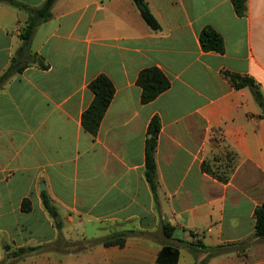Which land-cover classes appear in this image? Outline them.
<instances>
[{"label":"crops","instance_id":"obj_1","mask_svg":"<svg viewBox=\"0 0 264 264\" xmlns=\"http://www.w3.org/2000/svg\"><path fill=\"white\" fill-rule=\"evenodd\" d=\"M17 1L39 8L46 0ZM145 1L157 32L133 0H57L31 45L47 68L26 56L31 64L22 73L0 81V262L6 246L45 248L15 263L44 264L42 256L69 251L68 240L135 231L123 248L89 251L105 264H156L166 244L179 250L178 264H199L207 257L200 245L225 246L230 252L208 264H264V256H252L264 251L254 217L264 204L263 112L250 87L237 89L227 77L251 78L264 95V0H249L245 17L231 0ZM28 19L0 2V80ZM206 28L222 36L223 54L202 48ZM153 67L171 87L142 104L137 79ZM100 75L115 96L93 137L82 116L94 100L89 84ZM154 118L161 123L157 199L145 176ZM225 150L237 160L228 183L203 169ZM25 199L30 212L22 211ZM166 224L175 228L171 239Z\"/></svg>","mask_w":264,"mask_h":264},{"label":"trees","instance_id":"obj_2","mask_svg":"<svg viewBox=\"0 0 264 264\" xmlns=\"http://www.w3.org/2000/svg\"><path fill=\"white\" fill-rule=\"evenodd\" d=\"M57 0H46L45 3L39 8H32L17 0H0V2L9 4L21 11H26L29 14V19L24 31L21 34L22 45L17 52V56L13 59L10 67L6 73L2 76L1 82L6 81L14 74L22 73L31 63L28 61L23 62L26 56H33L31 53V45L33 36L36 29L43 23L50 20L52 17V9ZM138 10L141 13L143 20L146 24L155 32L161 30V25L152 14L148 3L145 0H133ZM248 1L249 0H231L235 12L240 17L247 16L248 13ZM200 42L202 48L207 52H215L223 54L225 52V42L222 36L212 28H206L200 35ZM33 60L38 62L42 68H47L42 60L38 59L37 55L33 56ZM229 76L232 84L237 89L244 87H250L255 101L262 109L264 118V95L261 92L259 86L255 80L242 77L240 75H227ZM137 85L142 89L141 102L142 104H149L156 100L160 95L168 91L171 87L169 79L158 68H148L143 70L137 79ZM89 90L94 94V100L90 107L84 112L82 116V126L86 132L96 137L101 128L102 121L105 117L109 106L111 105L115 96V87L108 77L100 75L89 84ZM161 131V123L159 118H154L149 125L147 132L146 148H145V176L149 183L155 199L158 198V182H157V161L156 151L158 146V138ZM233 158L232 166L225 169H215L210 163H204L203 169L212 174L220 182L228 183L232 177V174L236 167V155L230 152ZM43 204L47 212L55 221V226L58 230H61L63 224L59 219V213L57 208L52 203L51 198L46 194H42ZM32 210L31 201L25 199L22 203V211L30 212ZM256 220V232L255 237L264 240V204L257 207L254 213ZM164 236L166 239H171L175 232V228L170 224H166L163 227ZM136 235L135 231L131 232H119L113 233L109 236L100 239H92L87 241L86 246H79L81 243H68L69 247H76V251L79 253L92 250L97 246L113 247L119 246L123 248L129 236ZM196 248L197 245L191 244ZM204 252L207 253V257L199 264H206L209 257L215 255H222L230 251H225V246H218L216 248H208L204 245H200ZM8 253L7 259L0 262V264H15L21 261L23 258L39 251L41 247H24L18 249H11V247H5ZM232 252V251H231ZM180 252L177 248L164 244L160 251L156 264H178Z\"/></svg>","mask_w":264,"mask_h":264},{"label":"rangeland","instance_id":"obj_3","mask_svg":"<svg viewBox=\"0 0 264 264\" xmlns=\"http://www.w3.org/2000/svg\"><path fill=\"white\" fill-rule=\"evenodd\" d=\"M225 155V157H219L218 160H216V162L214 164L210 163L215 169H225V168H229L232 166L233 163V158L230 155V153L225 150V153L223 154ZM92 240V239H87V238H83L77 241H73V240H68L69 243H73V242H79L81 243V246H86L87 245V241ZM76 248H78V246L76 247H72L69 248V251H62V253L56 251V255H52V253L50 254L47 251H43V252H47L49 253L50 256L47 257L42 256L44 258L43 259V263L44 264H61V261L63 262V264H105L103 262V259L98 256L97 254H92L91 251H84L79 253L78 251H76ZM45 249V248H41L40 250ZM60 254V255H58ZM41 255V254H40ZM252 256L257 257V256H264V251H254V253L252 254ZM26 258V257H25ZM23 258V259H25ZM222 255H215L212 257H209L208 261L206 264H208V262H211L214 259H222ZM7 258H5L4 260H6ZM22 259V260H23ZM60 259V261H59ZM194 262V258L191 257L189 258ZM229 259H236V256L230 257ZM188 260V259H187ZM228 259H225L223 261H227Z\"/></svg>","mask_w":264,"mask_h":264}]
</instances>
